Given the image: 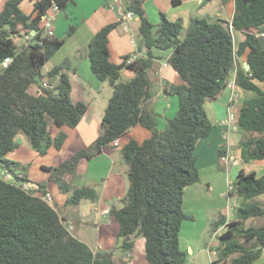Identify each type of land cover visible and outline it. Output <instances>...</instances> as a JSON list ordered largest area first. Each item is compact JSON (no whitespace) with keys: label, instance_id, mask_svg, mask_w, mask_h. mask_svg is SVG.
Masks as SVG:
<instances>
[{"label":"trees","instance_id":"trees-1","mask_svg":"<svg viewBox=\"0 0 264 264\" xmlns=\"http://www.w3.org/2000/svg\"><path fill=\"white\" fill-rule=\"evenodd\" d=\"M21 1H0V64L11 58L6 67H0V169L20 181L17 184L0 177V264H117L113 250L93 252L67 229L57 210L34 194V188L25 189L23 184L28 179L20 176L25 166L6 157L20 133L39 155L46 154L50 147L59 149L66 134L61 130L50 137L47 119L58 127H74L87 109L85 102L71 101V85L62 64L45 74L48 78L57 76L52 89L42 85L39 94L28 91L43 77V65L65 41L43 35L39 27L42 16L53 6L64 10L71 0H33L30 14L21 9ZM144 1L128 0L124 6V11L139 17L137 36L139 47L146 48L144 55L129 61L127 54L119 63L110 61L108 35L119 21L103 25L88 41L91 72L99 81L107 82L112 92L95 140L47 170L50 180L68 194L66 203L94 201L98 196L94 187L72 186L64 175L73 173L79 159L98 156L104 146L133 126L139 124L150 130L151 135L141 143L129 139L121 147L128 165V187L122 206L110 209L118 222L114 250L131 251L134 237L139 235L144 239L147 264H186L179 233L182 222L192 215L182 209L183 192L200 180L196 147L214 127L204 103L222 95L232 81L234 68V85L253 93L243 97L234 120L243 134L238 144L240 157L243 162L264 159V0H221L234 5L230 25L244 36L236 46L222 19L192 18L180 37L182 20H170L159 12V22L152 24L144 14ZM170 1L174 6L181 3ZM74 30L70 25L66 37ZM23 34L30 38L18 48ZM152 49H171L166 60L180 80L178 84L164 83L166 94L178 96V108L166 118L162 129H158L156 113L149 103L153 95L149 72L158 58ZM244 53L247 70L236 61ZM124 68L133 75L122 80ZM263 193L264 173L257 176L254 171L239 169L229 191V196L239 202L232 217L227 220V212L221 208L209 223L210 234L224 227L217 235L212 264H264V258L260 261L264 252V204L255 199Z\"/></svg>","mask_w":264,"mask_h":264},{"label":"crops","instance_id":"crops-1","mask_svg":"<svg viewBox=\"0 0 264 264\" xmlns=\"http://www.w3.org/2000/svg\"><path fill=\"white\" fill-rule=\"evenodd\" d=\"M127 1L71 0L62 11L55 10L53 7L48 9L47 15L52 17V37L65 38V41L45 63L47 66L44 70L41 69L43 77L40 78V81L32 84L28 91L34 95L41 93L43 81L53 85L56 84L57 76L48 78L45 74L54 65L62 64L64 66L63 71L71 85V101H83L87 104V109L74 127L66 125L58 127L52 124L50 118L47 119L50 137H54L61 130L66 134L64 143L59 149L50 147L46 154L39 155L30 148L23 136L17 135L13 150L8 152L6 157L25 166L24 173L19 174L28 179L24 183L29 188L31 187L29 182L37 184L32 187L35 189L34 194L43 198L45 192L50 193V200L43 199L58 211L68 230L77 239L86 243L93 252L113 250V259L117 264H147L144 260V239L142 236L137 235L134 237V247L131 251L123 253L114 250L118 222L111 214L110 209L122 206L121 199L128 187V165L123 158L121 147L129 139H135L141 143L151 135L150 130L139 124L133 126L119 138L118 145L110 143L103 147L98 156L91 159H79L73 173L64 175V180L72 186L94 187L98 195L94 201L81 200L77 204L66 203L68 194L61 192L56 183L50 180V171L47 170L49 167L58 166L79 150L86 148L97 136L98 126L110 96L109 88H107L110 85L107 82L99 81L90 69L86 46L94 33L107 23L119 21V24L108 35L110 61L114 63L121 62L122 56L127 54L134 59L146 53L144 46L139 47L140 38L137 36L139 17L133 14L128 20L124 18V6ZM142 5L146 18L152 24L159 22V12L165 13L170 20L180 18L183 27L187 26L192 18L209 16L210 18L222 19L224 25L229 26L235 46L244 37L240 31L233 29L230 25L234 11L232 2L223 4L221 0H210L203 4L202 0H181L179 5L174 6L170 0H145ZM20 7L24 13L30 14L33 9V0H22ZM70 25H73L75 30L66 37L65 34ZM165 52L169 56L171 49L166 51L152 49L153 55L158 58L165 56ZM158 58L155 59V62H158L157 65L153 63L149 72L152 84L154 83L153 95L149 103L156 113L158 129H162L165 126L166 118L172 117L178 108V96L166 94L163 86L165 82L178 84L179 78L167 61H161ZM236 61L239 66L247 70L245 53L237 57ZM235 70L236 68L232 69V81L222 95L214 101L205 102L206 105L214 102V105H208L211 110L213 108L217 110V115L214 112L207 111V113L208 115L210 113V116L217 119L219 123L218 127H213L207 138L198 142L196 167H198L200 180L185 187L182 207L185 197L190 195L189 189L191 186L195 197L206 195V193L213 190L217 191V196L222 197L225 193L226 183L233 182L239 169L246 172L254 171L257 176L264 173V171H258L261 168L263 170L264 159L249 162L242 161L238 144L243 134L237 131L232 136L230 133L228 136L225 134L224 121L229 113L237 115L243 95V91L233 83ZM132 75L133 72L129 69L124 68L121 71L122 80L130 78ZM103 91L106 92L102 94ZM99 95L100 98H98ZM239 99L241 100L240 104L238 106L234 105ZM219 150L222 151L220 155ZM233 150H235V154L232 152ZM213 151L214 156L210 157ZM226 154H233L238 162L236 164L223 162L220 156ZM201 155L210 158L204 163ZM218 159L220 160L218 161ZM8 173L11 175L10 172ZM210 173L217 178L220 185L218 183L212 185L210 181H205L209 178ZM39 184L43 186L41 189H39ZM38 191L39 193H37ZM229 197L235 199H233V203L229 202ZM255 199L264 204V193ZM220 203V208L218 207L219 209L217 208L211 217L213 218L214 214L221 208H225L227 220L230 219L234 206L238 204V199L235 196H229V192H227L225 201L220 200ZM204 207L202 223L196 221V208L191 205L187 210L192 215V219L184 220L181 224L179 247L186 252V259L189 258L188 264H212L216 257L217 234H207L211 220L209 221L208 206L204 204ZM231 207L234 208L231 209ZM104 210H108V212ZM223 229L224 227L218 228L216 231L221 232ZM203 234L205 237H203ZM90 240L94 243L92 247L89 245ZM263 256L260 261H263Z\"/></svg>","mask_w":264,"mask_h":264},{"label":"rangeland","instance_id":"rangeland-1","mask_svg":"<svg viewBox=\"0 0 264 264\" xmlns=\"http://www.w3.org/2000/svg\"><path fill=\"white\" fill-rule=\"evenodd\" d=\"M190 22V21H189ZM188 25H189V23H188ZM188 25L187 26H184L183 28H182V30H181V32H180V37H183L184 35H185V32H186V29H187V27H188ZM25 44V42H24V40H19L18 42H17V46H18V48H20V47H22L23 45ZM166 51V50H165ZM162 54H164V53H162ZM167 53L165 52V56H163V57H160V58H158V59H160L161 61H167L166 59H167ZM159 60V61H160ZM157 61L155 62L154 61V65H157ZM45 66H47L46 64L42 67V69L44 70V68H45ZM0 67H1V65H0ZM150 80H151V78H150ZM38 81H40V79H38ZM44 82V81H43ZM179 82H180V80H179ZM151 83H152V81H151ZM156 87V86H155ZM107 88H109V91H110V95H111V92H112V89H111V87H107ZM154 90V83L152 84V91ZM104 92H106V91H103L102 92V94H104ZM102 94H101V96H102ZM253 95V93L251 92V91H243V95H242V99H243V97H251ZM172 96H174V95H172ZM110 97V96H109ZM98 98H100V95L98 96ZM240 99L239 100H237L236 102H235V104L234 105H236V106H238L239 104H240ZM208 104H213L214 105V102H211V103H208ZM206 105L205 103H204V109H205V111H206V113H207V111L208 112H214L215 113V115H217V110L215 109V108H213L212 110L210 109V107H209V105ZM206 105V106H205ZM207 115H208V113H207ZM211 114L209 113V115H208V117H209V119H210V121L212 122V124L214 125V126H216V127H218V120L217 119H215V118H213L212 116H210ZM233 125H234V123H233ZM224 128L226 129V126L224 125ZM235 131H237V132H241L240 130H239V128L238 127H236L235 129H232V127L229 129V133L231 134V136L235 133ZM228 133V134H229ZM18 135H21V136H23V138L27 141V139H26V137H25V135L24 134H18ZM17 136V135H16ZM14 141H15V138H14ZM235 148V147H234ZM234 154L236 153L235 152V150H233L232 151ZM214 156V151L212 152V154L210 155V157L211 156ZM210 157H204V155L202 156L201 155V158L202 159H204V163H206L207 162V160H209V158ZM221 157V156H220ZM220 159H218V161H219ZM247 166H250V165H247ZM247 166H245V167H247ZM217 167H219V165H217ZM198 168V167H197ZM258 169V168H257ZM258 171H264V168H263V170H262V168L260 169V170H258ZM2 173V174H1ZM3 175H4V172H3V169H0V177H2L3 178ZM203 176H204V174H203ZM8 181H11V182H16L17 184L18 183H20V181H16L15 179H14V177H12V178H10V179H8ZM205 181H210L211 182V184L212 185H214V184H219L220 185V183L218 182V180H217V178L216 177H214L213 176V174L212 173H210V175H209V178L208 179H206ZM228 184H229V182L228 183H226V187H225V193H224V196H217V191L216 190H213V191H210V192H208V193H206V195H202V196H200V195H197V197H195V196H193V195H195L194 193H192V186L190 187V195L188 196H186L185 197V201H184V203H183V207H182V209L184 210V212L185 213H189L188 212V210H187V208L188 207H191V205H194V207L196 208V216H195V219H196V221H198L199 223H202L203 222V216H204V204H206L207 206H208V208H209V212H208V214H209V217H210V219H209V221L211 220V216H212V214L216 211V209L219 207L220 208V206H221V203H220V200H222V201H225V198H226V196H227V186H228ZM37 193H39V191L37 192ZM41 193V192H40ZM190 197H192V198H190ZM195 198H197V199H195ZM192 199H194V200H192ZM229 199V202L230 203H233V197H229L228 198ZM235 200V199H234ZM239 203V202H238ZM191 204V205H190ZM237 205V204H236ZM234 207H236V206H234ZM234 207H231V209H233ZM218 208V209H219ZM232 211V210H231ZM190 214V213H189ZM208 217V218H209ZM186 220H188V219H186ZM70 224V223H69ZM71 225V224H70ZM180 234V233H179ZM207 234L209 235L210 234V232H209V230L207 231ZM206 234V235H207ZM203 237H205V235L203 234ZM94 239V238H93ZM94 241V240H93ZM93 242H92V240H90V246L92 247L93 246ZM189 263V258H187L186 259V264H188Z\"/></svg>","mask_w":264,"mask_h":264},{"label":"built area","instance_id":"built-area-1","mask_svg":"<svg viewBox=\"0 0 264 264\" xmlns=\"http://www.w3.org/2000/svg\"><path fill=\"white\" fill-rule=\"evenodd\" d=\"M53 8L55 10H58V8L56 6H53ZM123 15H124V18L126 20L130 19L133 15L132 12L130 11H124L123 12ZM39 27L40 29H42V32H43V35H47V36H52L53 34V30H52V17L51 16H48L47 13L45 15L42 16V19L40 21V24H39ZM33 33H35V31H32ZM31 32V33H32ZM30 38V35L29 34H23V37H22V40H28ZM129 61L132 60L131 57H129L128 59ZM11 61V58L9 57H6L4 59V61L0 64L2 67H6L9 62ZM166 64V63H164ZM45 88H48V89H52L54 87L53 84H50V83H46V82H43L42 84ZM234 120H235V115L233 113H229L228 114V117L226 118V120L224 121V125L226 126V130H225V134L228 136L229 134V129L232 127V129H235L236 128V125L234 123ZM234 123V125H233ZM111 143H113L114 145H118L119 144V139H115L113 140ZM220 159L223 161V162H231L233 164H236L238 161H237V158L236 156H234L233 154H226V155H222L220 157ZM13 176L10 175L7 171L4 170V175H3V179L5 180H8L10 178H12ZM23 187L25 189H27V185L24 184ZM227 192H229L231 189H232V183L229 182L228 186H227ZM43 198L44 199H47V200H50V193L49 192H45L43 194ZM105 212H108V210H104ZM220 228H223V226H221ZM220 232L219 231H215L214 234H219Z\"/></svg>","mask_w":264,"mask_h":264},{"label":"water","instance_id":"water-1","mask_svg":"<svg viewBox=\"0 0 264 264\" xmlns=\"http://www.w3.org/2000/svg\"><path fill=\"white\" fill-rule=\"evenodd\" d=\"M32 34H33V32H32ZM249 67H248V64L246 63V69H248ZM37 184L36 183H34V182H29V186H31V187H33V186H36Z\"/></svg>","mask_w":264,"mask_h":264},{"label":"clouds","instance_id":"clouds-1","mask_svg":"<svg viewBox=\"0 0 264 264\" xmlns=\"http://www.w3.org/2000/svg\"><path fill=\"white\" fill-rule=\"evenodd\" d=\"M24 184H25V183H24ZM24 184H23V185H24ZM27 188H29V187H27ZM66 227H67V226H66ZM67 229H68V228H67Z\"/></svg>","mask_w":264,"mask_h":264}]
</instances>
